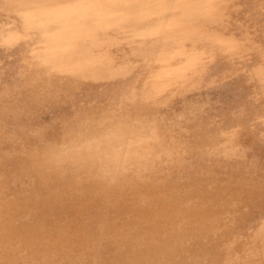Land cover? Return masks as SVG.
<instances>
[{
    "label": "bare ground",
    "instance_id": "bare-ground-1",
    "mask_svg": "<svg viewBox=\"0 0 264 264\" xmlns=\"http://www.w3.org/2000/svg\"><path fill=\"white\" fill-rule=\"evenodd\" d=\"M0 264H264V0H0Z\"/></svg>",
    "mask_w": 264,
    "mask_h": 264
},
{
    "label": "rangeland",
    "instance_id": "rangeland-1",
    "mask_svg": "<svg viewBox=\"0 0 264 264\" xmlns=\"http://www.w3.org/2000/svg\"><path fill=\"white\" fill-rule=\"evenodd\" d=\"M263 64V63H262ZM258 67H255L254 69H253V71H256V68H258V70L260 71L261 69H260V67H259V65H257ZM261 66V65H260ZM262 68V67H261ZM257 70V71H258Z\"/></svg>",
    "mask_w": 264,
    "mask_h": 264
}]
</instances>
